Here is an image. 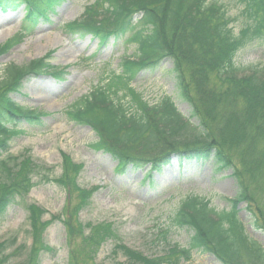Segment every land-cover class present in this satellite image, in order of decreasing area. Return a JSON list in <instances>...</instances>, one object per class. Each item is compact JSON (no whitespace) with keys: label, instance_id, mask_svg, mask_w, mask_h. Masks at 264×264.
I'll list each match as a JSON object with an SVG mask.
<instances>
[{"label":"rangeland","instance_id":"rangeland-1","mask_svg":"<svg viewBox=\"0 0 264 264\" xmlns=\"http://www.w3.org/2000/svg\"><path fill=\"white\" fill-rule=\"evenodd\" d=\"M97 1L68 0L36 25L26 21L24 10L0 11V45L25 34L22 42L0 53V85L29 64L65 71L61 78L27 74L9 92L19 105L41 113L42 123L22 121L17 128L23 132L11 137L0 160V264H223L213 253L191 250L189 257L178 259L169 251L176 245L188 248L194 233L172 222L184 199L199 196L218 211L231 208L230 199L238 192L231 170L217 172L210 163L180 166L175 156L148 179L149 164L118 170L116 157L95 146L94 129L67 114L119 72L121 59L137 52L135 43L112 39L101 47L91 34L70 32L72 23L94 13ZM217 1L236 17L233 25L239 31L244 4ZM37 59L41 62L31 63ZM235 63L244 73L264 71V44L250 42L238 51ZM172 68L166 60L157 71H141L132 86L151 105L171 96L189 115L191 107L177 95ZM224 88L214 78L208 85L216 93ZM130 97L122 99L128 103ZM24 174L31 181L22 188L17 183ZM247 184L251 200L238 204L239 217L249 237L264 248V179ZM244 260L251 264L247 256Z\"/></svg>","mask_w":264,"mask_h":264},{"label":"trees","instance_id":"trees-1","mask_svg":"<svg viewBox=\"0 0 264 264\" xmlns=\"http://www.w3.org/2000/svg\"><path fill=\"white\" fill-rule=\"evenodd\" d=\"M66 1L0 0V10H24L26 21L36 25ZM240 2L244 7L239 31L233 25L236 17L217 0H98L94 13L69 27L81 36L91 34L101 47L112 39L137 45L134 58L121 59L119 72L67 111L72 120L94 129L95 146L116 157V169L149 164L148 179L175 156L180 166L210 163L217 172L232 171L238 192L230 199V209L218 211L194 196L184 199L172 217L174 225L194 232L188 248L170 249L169 255L178 254V259L199 250L213 253L223 264H245V256L251 264H264V248L249 237L238 209L240 202L251 200L247 183L264 179V71L244 73L235 63L238 51L250 42L264 44V0ZM24 37L22 32L14 35L0 45V53ZM166 60L173 63L177 95L191 107L189 115L171 96L151 105L132 86L141 71H157ZM37 61L41 59L32 62ZM23 70L0 85V160L9 151L11 137L23 132L17 128L22 121L31 126L42 123L41 113L19 105L9 92L16 91L27 74L61 78L65 73L43 64ZM213 78L225 91L208 89ZM127 94L132 97L125 103ZM238 103L242 109L236 108ZM24 176L17 183L22 188L31 181Z\"/></svg>","mask_w":264,"mask_h":264}]
</instances>
